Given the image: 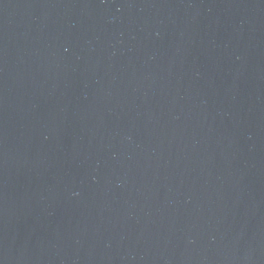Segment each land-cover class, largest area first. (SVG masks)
<instances>
[{
    "label": "water",
    "instance_id": "obj_1",
    "mask_svg": "<svg viewBox=\"0 0 264 264\" xmlns=\"http://www.w3.org/2000/svg\"><path fill=\"white\" fill-rule=\"evenodd\" d=\"M0 264H264V0H0Z\"/></svg>",
    "mask_w": 264,
    "mask_h": 264
}]
</instances>
